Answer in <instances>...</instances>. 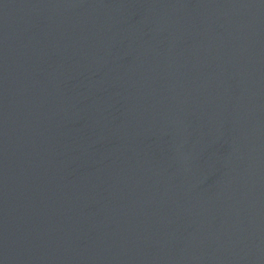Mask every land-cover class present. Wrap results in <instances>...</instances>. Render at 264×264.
<instances>
[{"label":"water","instance_id":"water-1","mask_svg":"<svg viewBox=\"0 0 264 264\" xmlns=\"http://www.w3.org/2000/svg\"><path fill=\"white\" fill-rule=\"evenodd\" d=\"M0 264H264V0H0Z\"/></svg>","mask_w":264,"mask_h":264}]
</instances>
